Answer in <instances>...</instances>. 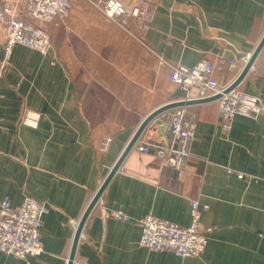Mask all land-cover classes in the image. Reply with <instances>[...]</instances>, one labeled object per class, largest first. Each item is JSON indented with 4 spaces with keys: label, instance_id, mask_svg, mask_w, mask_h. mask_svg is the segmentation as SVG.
<instances>
[{
    "label": "crops",
    "instance_id": "obj_1",
    "mask_svg": "<svg viewBox=\"0 0 264 264\" xmlns=\"http://www.w3.org/2000/svg\"><path fill=\"white\" fill-rule=\"evenodd\" d=\"M18 1L0 5L16 8ZM96 1L71 0L67 14L47 25V54L17 44L7 63L0 22V201L8 197L16 207L29 195L48 205L40 228L43 252L17 257L0 251V264H67L74 222L141 118L184 97L169 79L170 67L224 54L237 65L213 77L229 83L264 34V0H147L145 31L133 20L123 27ZM121 1L130 6L137 0ZM238 87L264 105V44ZM184 106L196 127L182 174L151 153L130 149L87 215L72 264H264V112L234 116L224 133L217 99ZM174 107L138 140L165 143ZM25 109L40 114L36 126L21 122ZM192 199L205 207L201 224L211 227L198 256L138 245L137 219L152 213L187 225Z\"/></svg>",
    "mask_w": 264,
    "mask_h": 264
},
{
    "label": "built area",
    "instance_id": "obj_2",
    "mask_svg": "<svg viewBox=\"0 0 264 264\" xmlns=\"http://www.w3.org/2000/svg\"><path fill=\"white\" fill-rule=\"evenodd\" d=\"M109 18L115 19L123 27L133 20L141 31L149 27L147 0H137L127 6L121 0H97L95 3ZM71 6V0H19L16 8L0 5V22L4 26V63L10 60L15 45L32 48L41 54H47L52 41L47 25L56 18L64 17ZM250 54L241 57L245 63ZM236 67L233 58L224 54L215 57H201L193 65L175 64L169 69V79L184 92L182 99L204 98L220 94L218 101V120L221 130L227 133L232 119L236 115L256 117L264 112L259 97L249 94L238 86L224 92L230 84H222L213 77V72L221 71L225 66ZM191 89L196 95L191 96ZM38 112L25 109L21 122L36 126ZM143 120V117L141 118ZM161 120V118H160ZM162 122V121H161ZM195 115L187 114L186 106H175L165 128V143L160 140L141 142L137 140L133 149L153 154L167 167L180 176L190 153V144L195 135ZM264 136V133H263ZM110 137H106L101 147L107 149ZM240 177L241 173L238 174ZM204 206L197 199L190 202V222L179 225L175 222L147 213L136 220L140 227L138 245L149 250L171 251L181 257L198 256L206 246L207 233L211 227L201 224ZM48 211V205L32 196H24L16 207L9 198L0 201V251L17 257L38 255L43 252L40 228L42 217ZM105 214L119 220H130L121 210H108ZM77 226V222H74Z\"/></svg>",
    "mask_w": 264,
    "mask_h": 264
},
{
    "label": "water",
    "instance_id": "obj_3",
    "mask_svg": "<svg viewBox=\"0 0 264 264\" xmlns=\"http://www.w3.org/2000/svg\"><path fill=\"white\" fill-rule=\"evenodd\" d=\"M263 44H264V34L261 37V39L259 40V42L256 45V47L253 50V52L250 54L248 60L243 65V67L240 70V72L230 82V84L224 89V92H227V91L231 90L232 88L238 86V84L243 79V77L245 76V74L249 70L250 66L252 65L254 59L256 58V56L259 53L260 49L262 48ZM219 96H220V94H216V95H212V96H208V97H204V98L181 99V100H178V101H172V102H169V103H166L164 105H161V106L157 107L156 109L151 111L148 115H146L143 118V120L140 122L139 126L136 128L135 132L133 133L131 139L128 141L127 145L123 149L122 153L119 155L118 159L115 161V163L113 164V166L109 170L108 174L104 178L103 182L101 183L100 187L98 188V190L96 191V193L92 197V199H91L90 203L88 204L86 210L84 211L81 219L79 220V222L77 224V227H76V231H75V235H74V239H73V243H72V246H71V251H70V254H69V257H68L67 264H72L75 247H76L78 238H79L80 233H81L82 226L84 224V221H85L87 215L89 214L90 210L92 209L94 204L99 199L103 189L105 188L106 184L108 183V181L110 180L112 175L119 168V166H120L122 160L124 159V157L126 156V154L129 152L130 149H132L134 143L139 139V137H140L141 133L143 132V130L152 121H154L157 124H161V120H160V118L158 116L161 113H163L164 111H166L169 108H171V107L180 106V105H184V104L199 103V102H204V101H208V100H213V99H217Z\"/></svg>",
    "mask_w": 264,
    "mask_h": 264
}]
</instances>
